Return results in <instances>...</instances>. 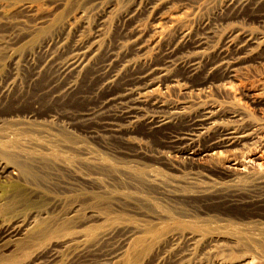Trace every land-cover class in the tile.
Returning a JSON list of instances; mask_svg holds the SVG:
<instances>
[{"label": "rangeland", "instance_id": "374dc122", "mask_svg": "<svg viewBox=\"0 0 264 264\" xmlns=\"http://www.w3.org/2000/svg\"><path fill=\"white\" fill-rule=\"evenodd\" d=\"M139 4H155L156 15L141 19L145 29L160 19L170 23L166 17L175 13L184 18L170 27L172 31L188 27L206 35L210 45L222 46L242 32L264 38V1L241 6L228 0H0V163L31 167L29 176L20 174L19 168L0 175V226L49 223L45 234L29 230L33 237L27 232L28 238L19 239L16 247L1 248L0 264H40L52 253L55 264L98 263L127 240L121 255L106 263L154 264L173 248L171 235L177 233L196 236L198 249L224 245L227 258L240 252L264 258V183L257 182L263 173L241 180L191 164L184 155L173 153L164 130L148 131L143 124L129 140L103 141L87 132V123L72 125L70 119L98 102L92 95L91 69L84 72L76 92L61 97L49 89L51 71L33 73L41 46L73 33L92 40L104 30L106 46L122 49L116 20ZM253 50L235 60L229 80L252 117L264 121V103L250 98L252 92L264 91V53ZM199 80L184 83L167 99L177 105L239 108L228 94L213 84H198ZM52 139L57 141L53 145L45 142ZM49 150L58 158L45 155L53 153ZM71 215L75 217L69 220ZM7 239L12 243L13 238Z\"/></svg>", "mask_w": 264, "mask_h": 264}, {"label": "bare ground", "instance_id": "6f19581e", "mask_svg": "<svg viewBox=\"0 0 264 264\" xmlns=\"http://www.w3.org/2000/svg\"><path fill=\"white\" fill-rule=\"evenodd\" d=\"M234 1L244 6L264 0H228L229 3ZM154 5L139 4L122 13L116 20L122 49L113 50L106 46L107 32L104 30L100 31L101 36L97 34L100 37L92 40L82 34L73 33L72 37L68 35L67 38L52 40L53 42L41 46V57L39 60H34L32 64L33 73L38 75L44 69L51 71L49 89L53 96L61 97L65 93L76 92L84 72L91 69L89 72L91 71L90 75L95 84L92 95H95L98 102L77 113L73 112L70 119L72 125H76L78 121L87 123V132L89 131L97 138L100 137L103 141H108V138L110 140V137L129 140L130 134L139 124H143L148 131L164 130L163 136L173 153L184 155L191 164H204L220 173H227L228 176L232 175L241 180H245L250 173H263L258 176L257 182L264 183V121L252 117L246 104L243 105L240 101L236 85L229 80L233 77L231 67L235 60L237 61L253 48H259L264 53V38L252 37L242 32L229 38L222 46L210 45L206 35L203 33L199 35L198 32L195 34L188 27L172 31L170 27L184 18L175 13L167 14L166 18L170 23H165L166 19L164 21L160 19L149 29H145L141 19L153 14ZM49 41L51 40H47ZM142 50L145 51L140 53ZM29 56L32 58L34 54ZM197 77H200L198 84L215 85L221 92H225L236 101L239 108L224 110L216 105H206L207 103L197 106L177 105L167 99L168 93L180 89L184 83ZM250 98L255 104H263L264 91L252 92ZM173 124H176L175 128H166ZM66 138L68 137L64 138L65 141ZM49 141L53 145L56 140L45 142ZM48 146H46L47 149H49ZM55 146L56 150H53L57 151L59 148ZM52 147H50L51 150ZM54 151H50L53 152L51 155L45 152L47 153L45 155L50 156L51 159L58 158ZM57 152L61 153V150ZM18 168L20 174L29 176L31 167L18 162L11 165L0 163V175L4 172L10 174L9 170ZM14 173L16 175L15 171ZM15 193L16 190L13 194ZM21 202L23 201H20L19 205ZM9 204L14 207L15 203ZM10 209L13 210V208ZM10 209H8L9 212L12 211ZM72 216L75 217L71 215L69 220H72ZM18 224L19 222L8 227L0 226V249L14 247L19 239L24 240L29 230L31 233L36 230V234L33 233L35 235L44 233L49 223L45 220L32 225L30 223L27 227L23 225L19 227ZM30 232L29 234L32 235ZM9 236L13 238L12 243L7 239ZM171 238L173 248L170 249V247L160 254L153 262L154 264H264V258L257 259L247 252H240L234 258L229 256L227 258L228 254L224 252L227 248L224 245L211 246L210 244L207 247L200 245L203 248L198 249L197 237L189 234L183 237L177 233L171 235ZM26 239L25 242H27ZM23 240L19 243L22 244ZM123 242L125 243L124 239ZM126 243H129L128 240ZM120 245L121 248L116 249L113 248L114 245L111 246L115 249H112L113 251L106 250L112 252H108L105 259H114L121 255L123 246ZM54 255L55 253H52L50 258L40 264H55ZM106 261L70 264H108Z\"/></svg>", "mask_w": 264, "mask_h": 264}]
</instances>
